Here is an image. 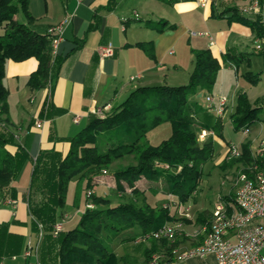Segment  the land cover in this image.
Listing matches in <instances>:
<instances>
[{
	"label": "crops",
	"instance_id": "0c3cea01",
	"mask_svg": "<svg viewBox=\"0 0 264 264\" xmlns=\"http://www.w3.org/2000/svg\"><path fill=\"white\" fill-rule=\"evenodd\" d=\"M203 1L28 0V10L33 16L30 23L32 29L46 33L50 25L62 23L61 39L56 51L52 52L62 60L52 66L51 79L39 88H31L27 84L29 75L38 66L35 57L21 61L8 59L5 63L3 84L8 89V112L1 117L12 132L15 143L28 152L29 158L22 163L18 175L2 193L17 201L14 207H0V259L4 264H24L27 259L40 264H58L57 247L50 246L48 235L44 237V228L40 237V221L30 210L42 199L40 179L31 181L33 164L40 152L55 151L63 157L70 148L69 139L88 123L94 108L111 107L138 86L185 84L194 66V50L205 48L220 64L214 85L221 74L220 90L227 89L235 99L230 113L234 110L239 91L246 94L252 106L264 108V47H255L258 41L264 40V0H259L256 11L252 9L248 12L243 9L250 6L253 0ZM17 14L15 19L25 20L22 13L21 19ZM108 43L113 47V54L102 57L99 47ZM180 44H184L187 50L170 56L172 47ZM184 59L187 60V68L180 73ZM251 80L255 81L251 83ZM202 95L203 90L196 98ZM197 118L203 122L200 114ZM218 120L220 123L221 118ZM37 122L40 125H36ZM250 132L249 129L248 134ZM262 135L260 130L246 140L249 153L254 150L252 140L257 141ZM206 137L199 140L204 141ZM214 138L218 135L214 134ZM229 142L221 143L225 146ZM8 149L15 151L16 146L8 144ZM241 151L243 153V149ZM225 152L221 161L227 159ZM94 181L95 185L91 188L94 194L101 195L97 193V185L104 187L102 195L109 190L113 192L115 180L112 174L97 175ZM71 182L76 191L75 206L78 209L86 207L88 200L83 189L84 181L77 178H72L68 184L66 201ZM155 185V182L142 178L136 181L140 190L137 195L129 191L112 195L117 200L122 196L143 197L146 200L148 190L155 193ZM196 193L195 190L190 197L194 202ZM167 197L176 201L174 195L167 194ZM181 206L184 210H181V216H176L189 219V206L184 203ZM203 209L210 214L211 209ZM56 215L55 223L61 220L62 229L69 228L63 224L64 216H67L66 206L57 208ZM167 223L175 225L179 231L175 245L179 249L201 242L205 235L202 222L195 228V222ZM55 235L52 232V236ZM137 236L132 239L133 243ZM28 242L31 255L26 257ZM142 252L138 263L143 259ZM123 254L136 259L126 245ZM159 254L162 264H212L215 261L213 254L183 260L164 249Z\"/></svg>",
	"mask_w": 264,
	"mask_h": 264
},
{
	"label": "trees",
	"instance_id": "16d2710c",
	"mask_svg": "<svg viewBox=\"0 0 264 264\" xmlns=\"http://www.w3.org/2000/svg\"><path fill=\"white\" fill-rule=\"evenodd\" d=\"M18 12L24 15V21L14 18ZM32 21L28 0H0V26L3 29L0 34V194L29 158L28 152L15 143L1 117L8 112V89L3 84L5 63L8 59L21 61L35 57L38 66L29 75L27 84L39 88L51 79L52 66L62 60L52 54L48 35L32 29ZM219 67L218 59L208 48L194 50V66L186 84L138 86L121 102L112 105L109 113L104 116L92 114L88 123L69 139L70 148L63 157L55 151L37 155L31 181L40 179L42 199L30 210L43 225L44 237L48 235L50 246L57 247L58 264H133L135 260L129 256L116 255L104 238L131 226H138L141 233H146L167 222L189 221L187 217L178 218L169 205L153 206L143 197L142 203L136 196L114 203L106 195L92 193L86 194L92 207H85L78 223L52 236L56 209L64 206L72 178L84 181L83 189L87 191L95 185V176L111 173L115 180L112 192L115 195L128 191L137 195L140 190L136 181L143 178L156 183L155 192L174 195L176 204H183L191 197L199 184L202 165L213 157L214 152L212 140L198 139V131L205 129V123L198 120L197 115L205 110L196 95L201 90L212 91ZM258 108L239 91L230 113L233 127L250 125L257 118L254 112ZM164 122L170 123V135L158 144L149 143V131ZM214 133L221 135L219 120ZM8 144L15 145V151L9 150ZM242 149L239 159H225L223 163L248 162V145L245 143ZM127 156H131L133 162L108 170L113 162ZM225 199H232V196ZM206 213L204 210L197 216L204 225L209 219L204 217ZM157 240H161L166 252H171L175 246L166 245L164 238L151 239L150 246L143 249L140 264H149Z\"/></svg>",
	"mask_w": 264,
	"mask_h": 264
},
{
	"label": "built area",
	"instance_id": "2783aa9c",
	"mask_svg": "<svg viewBox=\"0 0 264 264\" xmlns=\"http://www.w3.org/2000/svg\"><path fill=\"white\" fill-rule=\"evenodd\" d=\"M205 0L202 2L204 3ZM259 0H253L250 6L244 8L245 12L257 10ZM62 23L50 25L46 34L50 38L52 52L56 51L61 39ZM197 34V32H192ZM202 32H199L201 34ZM211 38V37H210ZM212 42V41H211ZM256 48L264 47V40L255 44ZM99 53L103 56L113 54L110 43L101 45ZM206 109L221 116L226 110L228 99L225 96L214 98L211 94L205 96ZM103 108H94L92 112L96 115L102 113ZM36 125H40L39 122ZM244 134H248L249 125L242 128ZM208 135L205 129L198 134L202 140ZM242 151L237 145L229 142L226 145L225 158H240ZM237 190L232 196V202L220 198L211 209L208 223L204 225L205 235L201 242L188 248L179 249L175 246L171 249L172 255L179 260L188 257L203 258L207 254H213L215 261L212 264H264V138L257 143L256 148L250 152L248 162H241L236 176ZM93 193L91 189L86 191L89 196ZM16 199L0 194V207L16 205ZM179 208L182 203H177ZM86 207H92L88 201ZM39 235H43V225L39 222ZM61 223H55L54 233L61 230ZM177 227L165 223L160 228L141 233L135 242H144L149 239H161L172 241L176 235ZM26 257L31 255V246L28 242ZM157 255H152L149 264H157ZM0 264L4 261L0 259ZM24 264H40L39 261L26 260Z\"/></svg>",
	"mask_w": 264,
	"mask_h": 264
},
{
	"label": "rangeland",
	"instance_id": "374dc122",
	"mask_svg": "<svg viewBox=\"0 0 264 264\" xmlns=\"http://www.w3.org/2000/svg\"><path fill=\"white\" fill-rule=\"evenodd\" d=\"M17 16L20 19L22 18L21 13H18ZM0 31L3 32L1 27H0ZM2 32H0V34ZM186 50L187 49H186V46L184 44L174 46V47H172L173 53L170 56H173L175 54H177V55L183 54ZM186 64H187V60L183 61V67L180 68V70H181L180 73L182 71L184 72L185 68H187L185 66ZM189 64L190 63L188 61V65ZM185 81L188 82L187 79ZM221 86L222 85H221V74H220L217 82L212 87V91L210 93H208V94H211L214 98H218L220 96H225L228 99L227 108L222 113L221 116H217L214 112L208 111L206 109L205 96L207 95V91L203 90V95L199 96L197 98L198 102L203 106V108L205 110V112L200 113L201 119L205 123V130L208 132V135H207L205 140H212L214 152H213V157L202 165L201 178H200L199 184L197 185V188H196V192H197L196 193V198H197L196 201L194 202V200L192 198H189L184 203L186 206H189V208H190L189 213H190L191 217L188 219L189 221H186V222L184 220H182V221H184V223L195 222L193 228H195L197 226V224L201 223V221L197 219V216L205 210L203 208L212 209L220 198H227L229 196H233L237 190L235 176H236L237 169L240 167L242 161L237 160V161L233 162L231 165H227V164L223 163V161H221V156H222L223 152L226 150V145L225 146L222 145L223 143H221V142L231 141L233 144L237 145L238 148L241 150L242 144L247 142L246 140H248V139L250 140L252 137H254L255 134H257V132H259L261 130V133L264 134V108H258L254 112V115L257 117L256 119H260V120L256 121L255 123H252L251 126H249V129L251 130V132L249 134H244L242 131V127L238 128V129L233 127L231 120H230V111L233 108V105L235 103V99L233 98V96H231L229 94V91L227 89L220 90ZM111 107H112V105H111ZM111 107L109 106L108 108H105V109L103 108L102 113L99 114V116H104L105 114L109 113ZM219 117L221 118V122H220V133H221V135L218 136V138H214L215 124H216L217 120L220 119ZM170 132H171L170 123L164 122V123L156 126L155 128H153L151 131H149V133L147 134V140L149 141V143H151L153 145L158 144L163 139L167 138L170 135ZM262 138H264V135H262L257 141L252 140V149L256 148L257 143L260 140H262ZM131 162H133V158L131 156H129V157L127 156L123 159H120V160L113 162L111 165H109L108 170L109 169L113 170L118 166H123V165H126V164L131 163ZM108 172H111V171H108ZM70 185H71V187L69 189V195H68L69 197L64 204V206H66L67 216H64V222H63L64 226L69 227V228L73 227L75 224L78 223L80 216L85 209V207L83 208V206H81V209L80 208L78 209L75 206V201H74L75 189H74L73 182H71ZM103 188L104 187L102 185H97L96 186L97 193H101V195H102ZM75 193H76V191H75ZM147 194H148V196L146 198V201L148 203H150L151 205H154V206L169 205L170 208L172 209V211H175L176 215L181 216L180 212H181V210L183 211L184 208H183V206H181L179 208L178 204L175 203V199L172 200V199L168 198L167 194H163L161 191L154 193L153 191L148 190ZM106 195L109 198H112L113 202L118 201V200L124 201V200L128 199L127 196H125V197L122 196V197H118V200H117L116 199L117 197L112 195L111 190H109L106 193ZM103 196H105V194H103ZM137 201L139 203H142L141 197H138ZM228 201L233 203L231 199H228ZM208 214L209 213H206V215H204V217L209 218ZM183 216H185V215H183ZM57 222L61 223V226H62L61 220L57 221ZM202 223H204V222L202 221ZM53 232H54V230H53ZM140 234H141V229L138 226H131V227H128V228H125V229L119 231L115 235L110 236L108 238L105 237L106 235H105V233H103V235H104L103 237H105L104 238L105 242L107 243V245H109L114 250L116 255L123 254L125 251V245H126V249L131 254L135 255L134 258H136V259L133 262V264H137L138 261L140 260L142 249H145L146 247L150 246V244H151V239L144 241V242L133 243L132 238L137 236V235H140ZM178 234H179V231H178V229H176V235L172 241L164 240L166 245H170V244H173V246L176 245V240H177ZM163 245L164 244L161 242V240H157V247H156V250L154 251V253L152 255H157L158 259H160L159 252L162 250ZM133 248H135V249L137 248V249L135 250ZM138 264H140V263H138Z\"/></svg>",
	"mask_w": 264,
	"mask_h": 264
}]
</instances>
